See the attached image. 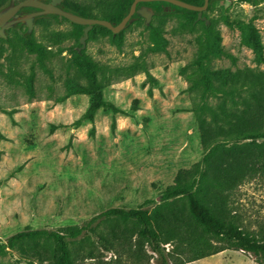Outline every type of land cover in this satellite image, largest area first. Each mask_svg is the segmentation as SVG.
I'll return each instance as SVG.
<instances>
[{
	"label": "rangeland",
	"instance_id": "obj_1",
	"mask_svg": "<svg viewBox=\"0 0 264 264\" xmlns=\"http://www.w3.org/2000/svg\"><path fill=\"white\" fill-rule=\"evenodd\" d=\"M77 1L99 15L113 0ZM148 5L156 10L151 22L157 36L144 17L127 26L121 38L96 26L89 32L81 51L99 63L105 99L123 110L101 108L93 120L85 117L92 96L73 92L75 81L87 79L77 69L82 43L69 20L40 16L31 34L19 25L0 36V244L25 229L66 232L80 225L83 233L70 242L77 264H159L148 243L102 213L160 203L178 171L203 159L204 134L213 144L248 141L211 131L213 115L201 106L227 107L232 101L220 94L204 96L190 77L193 67L184 69L198 58L204 42L217 40L223 53L211 64L242 75L237 100L251 97L249 84L260 94L264 0H214L207 12L213 23L208 32L199 23L189 25L182 8L162 1ZM251 28L260 51L246 42ZM227 199L239 224L256 233L264 224V177L245 179ZM95 231L110 233L109 249ZM91 247L95 256L87 257ZM7 249L0 253V264H53L50 258L59 245L40 240ZM185 264L259 263L251 253L229 248Z\"/></svg>",
	"mask_w": 264,
	"mask_h": 264
},
{
	"label": "trees",
	"instance_id": "obj_2",
	"mask_svg": "<svg viewBox=\"0 0 264 264\" xmlns=\"http://www.w3.org/2000/svg\"><path fill=\"white\" fill-rule=\"evenodd\" d=\"M133 1L113 0L100 10L99 15L94 14L88 4L77 0H64L61 6L83 16L106 18L118 24L130 11ZM184 1L196 5H203L205 2V0ZM213 1L210 0L208 9L203 13L206 19H200L196 10L167 1L162 2L182 8L189 25L194 26L199 23L205 32H208L212 30L213 23L207 12L211 10ZM237 1L255 2V0ZM141 4L148 2L140 3L139 6ZM6 5L5 1L0 2V9ZM134 17L135 20L139 17L143 18L138 13H135ZM70 22L73 24V31L81 38L84 35L85 25ZM130 24L128 23L127 26ZM94 26L106 31L114 39L123 36V30L114 34L105 26L98 24ZM148 27L154 36L159 34L152 22ZM58 35L61 33L59 32ZM246 42L258 51L262 47L254 28L250 29ZM77 52L81 59V62H76L77 69L87 80L75 81L72 86L73 92L92 96L85 117L93 120L101 108L112 110L114 113L123 112L116 104L104 97V85L98 75L99 63L85 51L77 49ZM222 53L223 49L217 40L206 41L201 47L198 58L188 64L184 71L193 67L190 77L201 87L204 96L220 94L232 101V105L227 107L209 103L201 106L202 110L206 108L213 115L210 122L211 131L220 133L228 131L235 135L234 137L248 141L232 145L213 144L210 142V137L204 134L207 152L203 159L189 168H181L178 171L174 182L161 192L160 203L151 209L145 208L144 205L134 208L112 207L102 213L107 220L121 222L148 243L157 254L159 264H185L229 248L249 252L255 256L259 264H264V224L256 230V233L245 230L239 224L237 215L228 207L227 199L228 192L245 179L255 176L264 177V89L256 95V85L249 84L247 88L252 89L251 97L247 100H237L239 95L236 93L242 89V75L231 68H214L211 64L216 58H221ZM262 87L258 86L259 89ZM0 136L3 137L1 131ZM83 231L84 227L80 225L69 226L66 232L48 229L21 230L13 234L7 243L0 244V253L7 252L8 247L15 249L23 242L48 240L59 245L58 252L50 258L53 264H77L70 242L72 239H77ZM95 233L100 243L109 249L113 238L110 233L108 231H95ZM167 243L173 246L169 250ZM34 256H40V253ZM94 256V247H91L87 257Z\"/></svg>",
	"mask_w": 264,
	"mask_h": 264
},
{
	"label": "water",
	"instance_id": "obj_3",
	"mask_svg": "<svg viewBox=\"0 0 264 264\" xmlns=\"http://www.w3.org/2000/svg\"><path fill=\"white\" fill-rule=\"evenodd\" d=\"M19 1L18 3H16ZM64 0H50L45 2L43 0H10V2L3 8L0 9V36H7V29L16 26L19 22H25L28 26V33L31 34L34 30L35 21L40 16L45 15H57L59 19L67 18L72 22L85 25L84 35L80 38L82 46L79 47L81 51L85 46L89 37V32L94 25H102L109 28L114 34L120 33L124 30L128 23H132L135 20V13L143 16L145 22L149 25L155 14L153 6L148 4H141L152 1H167L175 5L196 10L199 12L200 19H206L203 15L209 7L210 0H205L203 5H196L184 0H134L128 14L118 23L115 24L106 18L100 17H87L75 12L69 11L61 6ZM22 7H35L38 10L30 12L26 15H20L18 10ZM209 22V20H208Z\"/></svg>",
	"mask_w": 264,
	"mask_h": 264
},
{
	"label": "flooded vegetation",
	"instance_id": "obj_4",
	"mask_svg": "<svg viewBox=\"0 0 264 264\" xmlns=\"http://www.w3.org/2000/svg\"><path fill=\"white\" fill-rule=\"evenodd\" d=\"M45 2H49L50 0H43ZM19 1H17L16 3H18ZM38 10L37 8L35 7H22L18 10V13H20V15H26L30 12H33V11H36ZM19 25H26L25 22H19L16 26H19ZM27 26V25H26ZM15 27V26H14ZM12 28V27H11ZM10 29V28H9ZM7 29V31L9 30ZM3 37V36H2Z\"/></svg>",
	"mask_w": 264,
	"mask_h": 264
}]
</instances>
